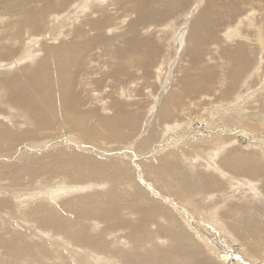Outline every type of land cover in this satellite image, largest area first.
Returning a JSON list of instances; mask_svg holds the SVG:
<instances>
[{"label":"bare ground","instance_id":"bare-ground-1","mask_svg":"<svg viewBox=\"0 0 264 264\" xmlns=\"http://www.w3.org/2000/svg\"><path fill=\"white\" fill-rule=\"evenodd\" d=\"M224 4L206 0L180 20L173 55L188 53L191 73L160 95L152 90L143 116L131 108L139 88L128 62L148 73L157 65L163 45L152 42L153 32L177 15L173 0H0V153L16 149L19 156L31 140L64 146L0 167V182L12 179L0 187V264H264V104L248 103L264 93V82L256 86L262 63L247 41L227 49L238 42L229 32L222 62L206 59L205 41H218L215 17L227 11ZM113 10L138 17L112 39L106 31L116 36L123 27ZM129 76L135 80L103 108L112 116L94 119L77 108V88ZM253 85L258 90L241 94ZM202 97L215 106L199 117L186 108L181 118L179 108H195ZM234 99L237 114L227 106ZM59 133L66 135L47 141ZM80 137L122 142L119 154L130 163L87 156ZM138 166L160 200L145 201L150 194L138 182ZM79 191L86 193L71 195Z\"/></svg>","mask_w":264,"mask_h":264},{"label":"rangeland","instance_id":"rangeland-1","mask_svg":"<svg viewBox=\"0 0 264 264\" xmlns=\"http://www.w3.org/2000/svg\"><path fill=\"white\" fill-rule=\"evenodd\" d=\"M210 1L214 2V0H210ZM173 2L175 3V5H177V8L179 10L177 12V15L169 18L168 21H166L167 22L166 24L164 22L163 26H161L160 29L157 28V29H155V32H153L156 35H155V38L153 37L154 39H153L152 42H154V43L162 42L161 45H163V50L161 51L162 58L159 57L157 65L154 66L152 68V70L149 71V73H148V72H145V69H143V68H134V66L132 64V61L128 62V68H129V70L133 71L134 76L136 77V82L138 84L137 87L139 88V89H137L139 92H136L137 96L133 97L131 99L133 102H137L138 101V104L135 107H131V108H133L132 110H135L137 108L139 111H141L143 113V116H145L146 114L149 116L148 112L150 111V108H151L150 106H151V104L153 102L152 97H151L152 90H155L153 92H155V93L157 92V94H159L160 92H164L165 87H169L170 84L171 85L173 84L174 87L176 85H178L177 83H180V82H178V80H180L181 75H182V77L183 76L186 77L187 75L189 76L190 73H191V71L189 70L191 68V67H189L191 65V59H190L191 56L188 53H186V55L184 57H180V56L177 55L179 53H177V51H176V46L174 45L175 44L174 43L175 39L173 37L175 35V30L176 29H177L176 33L179 30L181 31V29H183V28H181V24L185 21V17H188L190 15L189 13H191L193 11L195 6H196L195 7L196 9L198 8V10H202V8H204L206 0H190L188 3L186 2L184 5L183 4L182 5H178L176 0H173ZM224 5H226V7H227L224 10H227V11L225 13L218 14L215 17V25H216V27H215V33L214 34H216L215 37L218 39L219 42L218 41L212 42L211 39L205 41V42H207L206 43V47H208V50L206 48H204V50H205L204 52H205V55H206L205 57H206L207 60L210 57V58H212L211 61L213 60V62H215L217 58H219V59L221 58L220 57L221 56V54H220L221 53V49L225 48L226 46H227V49H230V48H233V45L235 47V44L239 43V41L240 42H246L247 41L246 43H248V46H249V48H251L252 51L255 52L254 49L258 50L257 55H255L256 53L253 54L254 55L253 59H255V60L258 59L257 62L258 63L259 62L262 63L261 64V71L262 72L260 71V73H259V75H260L259 78L261 79L262 82L260 80H256L259 83V85L257 83L256 86H259L258 88H260L261 83L264 82L263 81L264 77H262V76H264V69H262L264 67V58L262 57V56H264V50H263L264 49L263 48L264 47V0H225V4ZM201 6H203V7L201 8ZM112 13H113V17L115 18V23L118 25V27L123 24L122 25L123 26L122 29L114 32V34H118L116 36H111L112 32H110L109 30L106 31L107 32L106 36L110 37L112 39L117 37V36H119V35L124 34L127 31L129 25L133 21H135L137 19V17H138V15L136 13H128V12H124L123 13L122 11H119V12L116 13L115 10H113ZM180 14H182V16ZM252 14H254V15H252ZM182 18H183V20H182ZM186 19H188V18H186ZM180 20L182 21V23L180 22ZM257 20H258L259 23L257 22ZM122 21H124V22H122ZM173 21L176 22V25H177V26H175L176 28H174V25L170 24ZM119 22H121L122 24L119 23ZM179 22H180V24H179ZM170 27L173 30L170 29ZM234 27H235V29H234ZM86 30H88V27L86 28ZM165 30L166 31L168 30L167 31L168 33L165 34ZM234 31H235V33H234ZM226 32L227 33L229 32L231 35L233 34V36L235 35L236 37L234 38V40H236L238 42L230 41L226 45L224 43L225 40L222 37V36H225ZM172 33H174V34H172ZM240 33H241V35H240ZM259 33H261V34H259ZM91 35H93V32H91ZM237 35H239V36H237ZM143 36H145V34L141 33L140 37H143ZM158 38H161V39H158ZM241 38L242 39L246 38V40L243 41ZM248 38H251L252 41L249 40ZM172 39H174V40H172ZM168 41L169 42L171 41V42L169 43ZM220 42L222 44H219ZM251 42L252 43L254 42V43L252 44ZM49 43H52V42H49ZM172 43H173V45H172ZM213 43H215V44H213ZM166 44H167V46H166ZM208 44L209 45L211 44V45L209 46ZM224 44H225V47L223 46ZM211 46H213V47L211 48ZM215 46L217 48H214ZM173 47H175V49ZM259 47H262V48L259 49ZM215 49H218V50H215ZM215 51H217V52H215ZM166 52H167V54H166ZM173 53H177V54L173 55ZM217 53L220 54V55H218ZM211 54H212V57H211ZM258 55H260V56H258ZM214 57H215V59H214ZM217 62H222V61H221V59H220V61L217 59ZM159 64H161V65H159ZM162 65L164 67H161ZM172 65H173V67H172ZM159 67H161L162 69L159 68ZM170 67H171V69H170ZM176 69H178V70L175 72ZM169 70H170V72L168 73ZM157 72L158 73L160 72L159 73L161 75L160 79H158V77H157V75L159 76V74H157ZM2 74H9V73H2ZM155 74H157V75H155ZM170 74H171V77H170ZM223 74L224 73L221 72L220 76H222ZM96 75H97L96 79L100 78V76H101L100 74H96ZM154 75H155V77H153ZM168 75H169V77H168ZM143 76H146V78H148L147 83H143ZM135 77L133 78L132 76H129L128 78H126L122 82L114 81L111 84L108 83L109 81L105 82V83H102V82L98 83V82L95 81V85L93 84V82H91L90 83L91 85L88 86L87 88H77L75 90V92L78 95L79 102H80L81 97L83 98V105L80 106V107H77V106H79V102H78L76 104V107L79 108L80 110L84 111V112H87L88 114H91L94 119L97 117V115L100 118L106 117V116H112L113 110H111L108 107L107 110L105 111V110H103V108L105 107L106 104L110 105L111 102H113V99L119 93L120 89L125 87V86H128L133 80H135ZM99 81H100V79H99ZM164 81H165L166 85H165ZM159 82H161V83H159ZM161 85H162V87H161ZM256 86L255 85L251 86L252 89L250 88V91L247 90L245 92H241V94L246 96L247 93H252L253 91L258 90V88ZM255 88H256V90H254ZM260 93L257 96H259ZM134 95H135V93L133 94V96ZM261 96H262V98H259L258 101L255 100L253 103L252 102L250 103V101H248L249 105L253 106V107H256L255 109H257L258 107H262L260 105L261 102H259V101H260V99H262L261 101H263V104H264V93H262ZM205 98L206 97H202L200 100L197 101L198 103L194 104L197 108L196 107L194 108L193 105L190 106L188 104L185 107L181 108V110L179 108V111L181 113V118L183 117V115H186V112L189 115H192L194 117H199V116H201V114H203L204 109L206 111L207 110L206 108H208V107L211 108V107L215 106V104L213 105V103H212L214 101L213 98H212L213 100H210V99L206 100ZM156 99H158V97ZM156 99H155L154 102H157ZM203 99H205L204 103L206 105L205 106H200L199 102L203 101ZM207 101H208V103H206ZM233 101L236 104V99H234ZM102 102H104V103L102 104ZM216 102H218V101L216 100ZM204 103H202V105ZM197 104H199V105H197ZM234 105L231 104V105H227V106L231 107L232 108L231 110H233V112L236 111L235 114H237V112L240 111V110L239 109L236 110V108L233 109V107H236L238 104H236L235 106ZM216 106H218V105H216ZM186 108L190 109L189 111L190 112L192 111L193 113L191 112L192 113L191 114L189 111H186V110H188ZM153 112H151L150 118L149 117L145 118V120L149 121V124H151L153 122V119H154ZM207 114L208 115L211 114V111L207 112ZM214 116H215V114L213 113L212 117H214ZM243 117H245V116H243ZM144 123L145 122L143 121V124ZM213 124L216 125L217 121H214ZM256 124H258V123L256 122L255 125ZM144 126H145V124H144ZM256 126H258V125H256ZM170 132L171 131H169L168 133H170ZM59 135H66V133H59L57 136H54L53 138H49L47 141H56V140L60 139V137H58ZM76 135H77V137H79L78 134H76ZM145 135H146V133H145ZM145 135L143 133V136H145ZM135 138L136 139H133V142H137V137H135ZM79 139H81L80 141H83L84 143H86V146L89 147V149H87L86 151L83 150L84 151L83 153L87 154V156H89V157L97 156V157L102 158L104 160L114 158V159H117V160H121V161H123L125 163H130L128 158H125V157H123V155L119 154V152H121L123 149H125L124 148V144L122 142L109 141V140H106V139H99V140L94 141V142H91V141L87 142L82 137H80ZM41 142H44V141H38V140L25 141L24 143H22L19 146V148H24V149L27 148V151H23V154L21 153V155H19V156L15 155V153L17 152L16 149L13 150V151H10V152H1L0 153V167L5 166L6 164H11L12 162L21 160L23 158L46 157V156H49V155L55 153L56 151H60V150L64 149V146H59V145L54 146L53 148L49 149V147H47V146L45 147L44 145H41ZM135 147H136V143L133 146V149H135ZM36 148H40V149L47 148V150L43 149L41 151H37ZM94 150H97L100 153L113 154V155L101 156V155H98L97 153H94ZM116 153H118V155ZM135 169H136V173H137L138 182L141 185L144 183L145 185H143V187L147 188L148 192L150 194V198L149 199L145 198V201L149 202V201H152V200H160L158 195H157L158 193L155 194L153 190H150V187H151L152 184H151V182L148 181L146 176L142 175L143 172H141V170L139 169V166L136 167ZM139 178H141V180ZM11 181H12V179L9 178V177L8 178H4L0 182V187H6V183H10ZM45 183H47V184H44V185H53L54 184L53 182H45ZM57 185H59V184H57ZM106 189H107V187H106ZM152 191H153V193H151ZM83 193H86V192L85 191L84 192L79 191V192H75V193H73L71 195H81ZM83 195H85V194H83ZM72 198H75V197H72ZM69 217L72 218V215H70ZM77 251H80V250L78 249Z\"/></svg>","mask_w":264,"mask_h":264}]
</instances>
